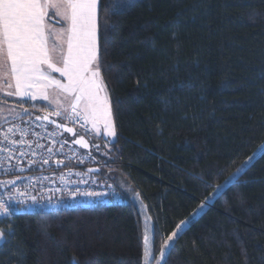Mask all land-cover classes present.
I'll return each mask as SVG.
<instances>
[{"label": "trees", "instance_id": "obj_1", "mask_svg": "<svg viewBox=\"0 0 264 264\" xmlns=\"http://www.w3.org/2000/svg\"><path fill=\"white\" fill-rule=\"evenodd\" d=\"M99 35L122 202L0 221V264H154L181 221L161 264H264V0H102Z\"/></svg>", "mask_w": 264, "mask_h": 264}, {"label": "snow or ice", "instance_id": "obj_2", "mask_svg": "<svg viewBox=\"0 0 264 264\" xmlns=\"http://www.w3.org/2000/svg\"><path fill=\"white\" fill-rule=\"evenodd\" d=\"M101 3L102 0H0V88H6L3 92L5 97H17L18 106L23 110L22 114L11 108L7 109L11 114L10 120L0 116V120L10 125L4 128L0 124V154H4L0 156V163L11 161L17 152L20 156L35 155L37 149L46 147L40 143L46 137L53 146L46 148L48 155L45 157L41 154L40 161L48 164L54 155H62L54 145L59 143L60 149H63L68 142L57 141L54 130L48 131L45 136L44 121L54 124L55 129L68 133H73V128L67 124H79L86 132L89 131L86 126L91 125L90 131L97 136L101 135L102 125L104 137L117 136L112 104L102 78L99 59ZM50 73H58L62 79L55 78ZM38 100L47 101L46 105L41 106L46 115L36 117V120L41 121L38 125L42 129L40 133L32 131L30 124L21 126L15 123L17 119L23 120V115L28 113V107L25 106L28 101ZM3 104H6V100L0 99V105ZM4 111V108H0V113ZM50 116L67 123H57L49 119ZM29 135L36 139H27ZM17 136L18 140L15 139ZM71 143L81 148L89 147L83 136ZM79 162L84 163V159L81 158ZM33 163L34 160L28 161L29 166ZM55 163L59 166L64 161L58 159ZM13 170L16 169H4L5 172ZM94 171L89 168L88 173H76L80 177L78 181H65V176L61 175L64 188L57 191H67V184H87L89 181L84 176ZM92 183L95 184L96 181L93 179ZM15 184V179L0 182V188H8L6 194L0 195V216L7 218L10 232L14 231L13 219L18 213L24 214L45 206L41 197L29 196L27 190L22 192L15 188ZM106 187L112 189L111 185ZM67 194L75 201L78 198H100L115 193L81 189L77 186L67 191ZM137 199L139 200V196ZM14 203L20 205V208L15 207ZM61 203L49 198L47 206L58 208ZM205 206L201 205V209ZM185 223L181 221L177 225V231H173L164 240L161 257L165 255V249L170 247V242L183 231L181 225ZM145 227L147 230V220ZM7 238L6 233L0 229V239ZM149 243L146 232L143 238L144 264H151Z\"/></svg>", "mask_w": 264, "mask_h": 264}, {"label": "built area", "instance_id": "obj_3", "mask_svg": "<svg viewBox=\"0 0 264 264\" xmlns=\"http://www.w3.org/2000/svg\"><path fill=\"white\" fill-rule=\"evenodd\" d=\"M46 115L45 111H42L37 116H29L23 117V120L17 119L15 121L16 124H20L21 126H28L31 125V130L37 133L42 132V129L38 126L40 125L41 121L36 120V117H43ZM49 119L58 121L60 123H67L63 120L60 121V118L55 116H50ZM28 122V124H25ZM45 128L43 129V133L46 136L48 131H56L57 136L55 139L57 141H67L68 143L65 144L63 149H60L59 143L54 145L55 149L60 150L63 154L54 155L53 158L49 161L48 164H43L40 161V155L43 154L47 157L48 153L46 148L49 146H53L49 144V138L41 139L40 143L44 144L46 147L44 149H37V152L33 156H20L19 152L13 155V159L11 161L5 160L3 163H0V182L8 181V180H16L15 188L19 189L20 191L27 190L29 196H38L41 197L42 204L45 205L44 207H37L31 212H40V213H48V212H56L59 210H68L69 208H79V207H91L94 205H112L114 203H121V199L119 196L115 194H109L107 196H102L100 198H78L77 200L73 201V199L68 196L67 191H71L74 187H80L81 189H90L95 190L98 192H111L114 191L112 188L111 190L106 187V184L96 177L95 174H88L84 176L85 180L89 182L87 184H67V191H57V189H63L64 184L60 180V176H65V181H78L80 179L76 173H88L89 168H95L101 170V168L108 167V163L98 162L95 159L94 154L90 152H85L81 149H76L74 146H71L72 138L63 134L62 132L52 127L50 124L45 123ZM69 127L73 128L75 131L76 136H84L86 138V134L84 128H81L79 124L72 125L67 124ZM10 126L8 123L3 125L4 128ZM15 139H19V136L15 137ZM29 140H34L36 137L29 135L27 137ZM70 145V146H69ZM27 150V149H25ZM75 153V155L73 154ZM4 154H0L3 156ZM84 159V163H80V159ZM34 160L31 166H29L28 161ZM63 160L64 163L57 166L55 163L56 160ZM16 169L13 171L5 172L4 169ZM95 180L96 183L93 184L92 180ZM99 185V186H97ZM9 187H12L9 185ZM8 192V188H0V195H4ZM15 194V193H14ZM49 198L52 201H61V205L58 208L48 207ZM31 203L30 200L27 201ZM14 206L20 208V205L15 204ZM22 215V214H17ZM7 220L6 217L0 216V221Z\"/></svg>", "mask_w": 264, "mask_h": 264}, {"label": "rangeland", "instance_id": "obj_4", "mask_svg": "<svg viewBox=\"0 0 264 264\" xmlns=\"http://www.w3.org/2000/svg\"><path fill=\"white\" fill-rule=\"evenodd\" d=\"M53 77H55V78H58V79H62V78H60L59 77V74L58 73H50ZM6 90V88H0V99H2V100H6V104H3V105H0V108H4L5 109V111L3 112V113H0V116H4V117H8L9 118V120L11 119V114L7 111V109H9V108H11V109H13V111L14 112H19V113H22L23 114V110L21 109V108H19V106H18V102H19V99L17 98V97H15V96H8V97H5L4 95H3V92ZM44 103L45 105L47 104V101H42V100H38V101H28V103ZM25 115V114H24ZM23 115V116H24ZM60 121H61V119H60ZM0 124H5L4 122H3V120H0ZM87 127V129L89 130V131H87L86 132V130H85V128H84V131H85V134L89 137V138H91L92 139V141L93 142H95L97 145H103V146H105L106 144L109 146L112 142H114V140H115V138H112V137H104L103 136V126L101 125V135L100 136H97L94 132H92V131H90V129H91V125H87L86 126ZM102 145H101V147H102ZM107 146V147H108ZM100 147V148H101ZM102 149V148H101ZM93 151V150H92ZM96 156V155H95ZM104 158H105V155L103 154L102 155ZM102 162V161H101ZM104 163H108V165H111L112 166V164L110 163V162H107V160H104ZM121 181V180H120ZM121 186L124 188H126L128 191H130V189L128 188V187H126V185L124 184V183H121ZM145 219L146 220H148V217L145 215ZM183 229H184V227H185V224H184V226H181ZM177 231V230H176ZM182 232V231H181ZM181 232H179V233H181ZM5 241V239H0V244L1 243H3ZM173 242V241H172ZM172 242H170V246H171V244H172ZM168 249V248H167ZM167 249H165V251L167 250ZM149 250L151 251V243H149ZM143 253H144V250H143ZM144 255V254H143ZM160 255V254H159ZM151 258H152V256L151 257H149V259H150V261H151ZM162 258L163 257H161V256H159V258H158V260L157 261H159V264H161V261H162ZM144 259H145V257H144ZM157 261L154 263V264H157ZM144 262H145V260H144Z\"/></svg>", "mask_w": 264, "mask_h": 264}, {"label": "water", "instance_id": "obj_5", "mask_svg": "<svg viewBox=\"0 0 264 264\" xmlns=\"http://www.w3.org/2000/svg\"><path fill=\"white\" fill-rule=\"evenodd\" d=\"M55 121V120H54ZM45 123H47V121H44ZM57 123H60V122H58V121H56ZM52 127H55L54 126V124H50ZM68 126V125H67ZM69 127V126H68ZM58 131H60V132H62L63 134H66L67 136H69L70 138H72V141H74L75 139H78V138H80L81 136H76L75 137V135L73 134V133H75V131H73V133H68V132H64L62 129H57ZM84 137V136H83ZM84 139L86 140V142L88 143V145H89V147L88 148H81L79 145H76V144H74V143H71V146H74L76 149L78 148V149H81V150H83V151H85V152H90L91 150V144H90V140L89 139H87V138H85L84 137ZM92 169H94L95 171L92 173V174H99V170L98 169H95V168H92Z\"/></svg>", "mask_w": 264, "mask_h": 264}, {"label": "crops", "instance_id": "obj_6", "mask_svg": "<svg viewBox=\"0 0 264 264\" xmlns=\"http://www.w3.org/2000/svg\"><path fill=\"white\" fill-rule=\"evenodd\" d=\"M53 75V74H52ZM99 145H96V149H97V147H98ZM98 150V149H97Z\"/></svg>", "mask_w": 264, "mask_h": 264}, {"label": "bare ground", "instance_id": "obj_7", "mask_svg": "<svg viewBox=\"0 0 264 264\" xmlns=\"http://www.w3.org/2000/svg\"><path fill=\"white\" fill-rule=\"evenodd\" d=\"M87 137H88V136H87ZM87 137H86V138H87ZM90 140H91V139H90Z\"/></svg>", "mask_w": 264, "mask_h": 264}]
</instances>
